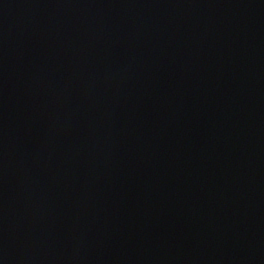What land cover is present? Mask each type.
<instances>
[{
  "label": "water",
  "instance_id": "95a60500",
  "mask_svg": "<svg viewBox=\"0 0 264 264\" xmlns=\"http://www.w3.org/2000/svg\"><path fill=\"white\" fill-rule=\"evenodd\" d=\"M0 264H264V0H0Z\"/></svg>",
  "mask_w": 264,
  "mask_h": 264
}]
</instances>
